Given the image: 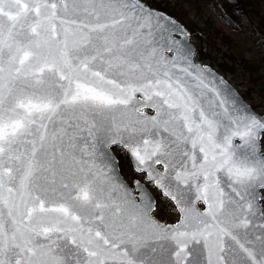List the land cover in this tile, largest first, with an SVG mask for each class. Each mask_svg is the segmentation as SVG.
Here are the masks:
<instances>
[{
  "label": "snow or ice",
  "instance_id": "snow-or-ice-1",
  "mask_svg": "<svg viewBox=\"0 0 264 264\" xmlns=\"http://www.w3.org/2000/svg\"><path fill=\"white\" fill-rule=\"evenodd\" d=\"M195 57L147 0H0V264H264V115Z\"/></svg>",
  "mask_w": 264,
  "mask_h": 264
},
{
  "label": "rangeland",
  "instance_id": "rangeland-1",
  "mask_svg": "<svg viewBox=\"0 0 264 264\" xmlns=\"http://www.w3.org/2000/svg\"><path fill=\"white\" fill-rule=\"evenodd\" d=\"M248 1L252 4L249 5ZM147 2L179 19L190 31L195 45V59L215 68L255 110L264 113V0ZM237 8L239 11L232 20L228 12ZM226 15L232 23L225 18ZM208 25L212 31L220 28L219 38L204 32ZM212 42L216 48L212 47ZM117 158L122 176L131 183L134 173L130 165L118 153ZM163 215L166 219L175 218L174 213L167 209H164Z\"/></svg>",
  "mask_w": 264,
  "mask_h": 264
},
{
  "label": "water",
  "instance_id": "water-1",
  "mask_svg": "<svg viewBox=\"0 0 264 264\" xmlns=\"http://www.w3.org/2000/svg\"><path fill=\"white\" fill-rule=\"evenodd\" d=\"M229 2H236V0H227ZM167 13V12H166ZM169 14V13H167ZM170 15V14H169ZM172 16V15H171ZM188 33H189V43L193 46L194 50H195V45L194 43L191 41V36H190V31L189 29L179 20L177 19L176 17L172 16ZM197 63H200L204 66H207L208 68H210L218 77L222 78L224 80V82L230 86L231 89H233L240 97L241 99L246 103L248 104L257 114H260V115H264V113H260V112H257L244 98L243 96L239 93V91L220 73L218 72L215 68H213L211 65L207 64V63H202L198 60H196ZM118 159V158H117ZM125 179V178H124ZM126 180V179H125ZM127 181V180H126Z\"/></svg>",
  "mask_w": 264,
  "mask_h": 264
},
{
  "label": "trees",
  "instance_id": "trees-1",
  "mask_svg": "<svg viewBox=\"0 0 264 264\" xmlns=\"http://www.w3.org/2000/svg\"><path fill=\"white\" fill-rule=\"evenodd\" d=\"M248 4L251 5L252 2H251V1H248ZM228 15L230 16V18H231L232 20H234V16H233V15H234V12H228ZM208 27H209V29H210V28H211V29L209 30ZM208 27L205 28V31H204V32H207L209 35H210V34H213L215 37H218V38H219L220 28L217 27V28H215L214 31H212V27L209 26V25H208ZM209 35H207V36L209 37ZM211 44H212V47H213V48H216L215 46H213L214 42H212Z\"/></svg>",
  "mask_w": 264,
  "mask_h": 264
}]
</instances>
